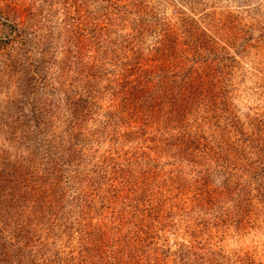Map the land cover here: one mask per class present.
<instances>
[{"label": "rangeland", "instance_id": "obj_1", "mask_svg": "<svg viewBox=\"0 0 264 264\" xmlns=\"http://www.w3.org/2000/svg\"><path fill=\"white\" fill-rule=\"evenodd\" d=\"M0 264H264V0H0Z\"/></svg>", "mask_w": 264, "mask_h": 264}]
</instances>
